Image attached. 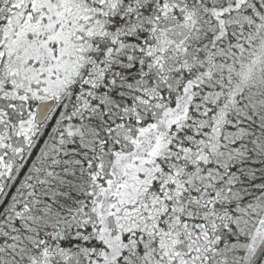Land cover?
<instances>
[{
  "label": "snow or ice",
  "instance_id": "obj_1",
  "mask_svg": "<svg viewBox=\"0 0 264 264\" xmlns=\"http://www.w3.org/2000/svg\"><path fill=\"white\" fill-rule=\"evenodd\" d=\"M0 264H264V0H0Z\"/></svg>",
  "mask_w": 264,
  "mask_h": 264
}]
</instances>
